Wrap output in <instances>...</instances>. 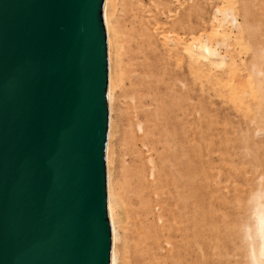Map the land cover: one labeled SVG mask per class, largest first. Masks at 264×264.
I'll return each instance as SVG.
<instances>
[{
	"label": "bare ground",
	"instance_id": "bare-ground-1",
	"mask_svg": "<svg viewBox=\"0 0 264 264\" xmlns=\"http://www.w3.org/2000/svg\"><path fill=\"white\" fill-rule=\"evenodd\" d=\"M186 1L104 0L109 107L105 160L107 209L112 232L111 264L207 263L210 250L206 235L207 216L211 213L206 209L205 184L209 178H206L205 167L210 163L205 165L208 158H204L203 120L199 115L197 127L195 123L194 128L189 127L192 118L191 102L188 103L192 85L190 76L193 74V80L202 86L206 80L212 88L217 87L221 97L223 84L224 88L228 84L231 98L242 104V101H249V97L258 95L261 98L264 88L263 80L259 79L264 76L255 67L264 56L261 52L260 57V50L256 51V48L253 57L259 60L256 65L254 62L246 80L238 73L241 68L238 69L236 51L230 53L223 68L225 72H221H227L226 82L213 73L217 70H213V63L221 56L218 43L214 41L220 35L226 38L237 19L232 16L228 21V9L219 8L216 14L221 19L216 17L217 23L213 19L216 24L211 23V31L207 32L205 24L206 28H201V24L199 27L192 25ZM259 24L247 27L254 43L264 35ZM237 27L240 32L241 25ZM220 59L216 62L220 63L223 60ZM259 97L257 105L263 106L264 100L262 104ZM248 151L243 152L249 154ZM260 151H264L263 148ZM253 156L255 162L256 159L259 161ZM261 181L260 189L252 192L249 202L246 201L252 206V225L242 229V233L239 223L236 228V224L226 229L223 226L226 233H222L228 238L243 237L241 239L248 244L244 243V246L248 247L250 264H264V182ZM212 195L215 198V194ZM213 205L209 207V212H213L211 216L215 213ZM209 224L214 232L213 238H209L210 241L213 239L210 247L220 249L223 237L219 226L214 221ZM240 248L237 251H242Z\"/></svg>",
	"mask_w": 264,
	"mask_h": 264
},
{
	"label": "water",
	"instance_id": "water-1",
	"mask_svg": "<svg viewBox=\"0 0 264 264\" xmlns=\"http://www.w3.org/2000/svg\"><path fill=\"white\" fill-rule=\"evenodd\" d=\"M104 0H0V264H111Z\"/></svg>",
	"mask_w": 264,
	"mask_h": 264
},
{
	"label": "rangeland",
	"instance_id": "rangeland-1",
	"mask_svg": "<svg viewBox=\"0 0 264 264\" xmlns=\"http://www.w3.org/2000/svg\"><path fill=\"white\" fill-rule=\"evenodd\" d=\"M186 2H187V6H189V9H190L189 12L191 14L189 13V16L191 15L190 19L192 20V25L194 27L196 26L199 27L198 24H201L202 25L201 28H204L205 27L204 24H205L207 25L206 26L207 32L211 31V27L215 22L217 23L216 17L221 19L220 15L218 13L216 14L217 9L219 8L228 9L230 13V15H228L229 17L228 21L232 18V16L236 17L237 23L232 24V27H231L232 30L229 33H226L227 35L226 38L220 35L216 37L215 41L213 39L214 43L215 42L218 43L217 45L219 47L218 49L221 51V56L223 55V58H221V56L220 58L223 60L221 61L220 58H217V59H220L221 61L220 63H217L216 62L217 59L215 58L216 59L215 62L217 64L215 62L213 63L214 65V67L212 66L213 70L214 69H217V70L222 69V70L219 72L217 70H214V71L212 70V71L213 73L217 74L219 78L220 77L223 78L221 81H225L224 78L225 79L228 78L227 76L228 74L227 72L225 73L226 75L222 74L225 72L223 68L225 69V66L229 60L230 53L233 51H236L238 69L239 67L241 68L239 69L240 72L238 73L239 74L241 73L240 75L243 78V80H246L248 73L251 72L250 70L252 69L254 62L256 65V62L259 60L258 58L256 61L253 57L254 49L256 48L255 49L256 51L260 50L259 52L260 57H261V52H262V55L264 56V35L263 36L261 35L260 37L261 39L255 40L256 43H254V41L250 38V35H249L250 31L247 28L248 26L251 28H253L254 26H257V22H258L260 23L259 27L260 26L262 27V28L260 27L262 32L264 31V28H263L264 27V18H263L264 17V0H187ZM200 18L202 20H199ZM213 19H215L214 20L215 22L212 21ZM203 20L205 21V23L203 22ZM237 25H241L242 27L240 32L238 31ZM259 61L255 67H257L256 69H260L262 75L264 76V59L260 58ZM222 63L224 64V66ZM218 73H221V74H218ZM191 76H190V84L192 85L189 84L190 85V93H189L190 99L188 100V103L189 102L192 103V104L189 103V112L191 113L190 115L192 116V118L189 117L190 118L189 127L191 125L193 128L194 126L197 127V125L199 124V121L203 120V122L201 121L202 122L201 129H202V132L204 131L203 132V141L205 143L203 144L205 145L204 146V155H205L204 158L205 159L208 158L205 161V165H207L208 163L211 164V165L208 164L205 167L206 174H207L206 178L207 179L209 178L210 180V181L207 180L208 182L206 181L207 184H205V193L207 197V208L206 209L208 213L213 214V212H209L210 204L212 205L214 204L213 206L215 208L214 215L211 216V214H208L207 216L208 226L206 230V235H207V241L209 243L208 249L210 250H208L207 252V256L209 257L207 258L206 264H250L248 247L246 248L244 246V243L247 246L248 244L246 241L244 242V239H241L243 237L241 236L240 238L239 237L228 238L226 237L227 236L226 234L225 235L226 238H225L224 234L222 233L228 226L231 228V227H234V225L236 224L234 227L236 228L237 223H239L240 226L242 227L241 233H242V229L245 230L246 226L252 225V217H251L252 206L248 202L251 198V195H253V193H255L258 188L260 189L259 185H260L261 180L259 179L260 178L262 179V177L264 176V159H263L264 151H260L262 150V148L264 150V123H262L264 122L263 120L264 119V107H263L264 106L263 104L264 103L263 101L264 100V97H263L264 88L262 87L263 91H261L262 92L261 94L263 96L260 95L261 98L258 95L249 97L248 98L249 101H246V100L242 101L244 103L242 104L241 101H237L236 99H233V97L231 98L230 96L231 92H229L230 90H228L229 86L227 87L228 84L225 86V88L223 84L222 88H223L224 95L222 94V97H221L220 94L218 95L219 89L217 87L212 88L210 84L206 82V80L203 83L204 86H202L200 85L201 84L200 82L197 83V80L195 79L193 80L194 76L192 77ZM259 77L261 76L259 75ZM259 79L260 81L263 80L264 82V77H261ZM207 84H208V87H207ZM263 85L264 84H262V86ZM216 93L217 95H215ZM223 97H226V98H223ZM258 97L261 99L259 100L260 102L263 101V103L261 102L263 106H261V104L259 103L260 105L259 104L258 105L260 107H257ZM197 98L198 100H200L199 103L197 101ZM232 100H235V102L234 101L232 102ZM202 102L204 104H202ZM195 103L200 104L202 108L198 104L195 106L194 105ZM234 103L235 104L237 103V105H235ZM190 104H191V107H190ZM245 104L246 105L248 104L250 109H247L248 106H246ZM199 107L201 108V110H203L202 112L200 111ZM242 107L244 108V110ZM245 108L249 111H247ZM239 109L242 110L241 112L244 111L243 112L244 115L243 113L240 112ZM251 109H252V112L250 111ZM256 109H257V112H256ZM258 109L260 110V112H258ZM191 110L193 113L191 112ZM254 111L256 112L255 115L257 116L254 115L255 113ZM245 112L248 113V115ZM198 115H199L200 120L198 118ZM209 117H211V119ZM204 120L206 121L204 122ZM210 120H212L211 123H210ZM193 123H195L194 126H193ZM248 149L250 151H248L249 154L245 153L247 155L246 156L244 152L245 150H248ZM226 151H227V154L225 156L224 153ZM253 151H258V153L253 152ZM250 152H253V155L257 156L259 161H257L256 159V162H255L256 157L253 159L254 156L251 155ZM221 155L222 156L224 155V156L221 157ZM248 155L251 158H247L249 157ZM242 162H243V165L241 164ZM249 162L253 167L249 164ZM232 165H235L236 170L234 169V166L232 167ZM211 166L213 167L209 168ZM255 167H257L258 169L256 170ZM252 168H254V170ZM256 181L259 183H256ZM261 182L263 183L264 180H262ZM208 184H209V187H208ZM207 187L209 188L208 190H207ZM263 187H264V183H263ZM207 191H209V193ZM212 194H215L214 195L215 198H213ZM210 198L213 199V202ZM240 200L243 202L244 206L242 202L240 203ZM209 216L212 217L213 220L210 219ZM211 220L214 221V223H216L217 226H219L218 230L221 233V238L223 237L221 239L222 247H220V249L219 248L215 249L213 246L210 247V243L213 242V239H211L210 241L209 238L210 237L213 238L212 233H214L212 232V229L209 227L210 225L209 223L212 222ZM223 226H225V229ZM229 232L231 233V231ZM222 248L225 251L221 250ZM239 248L242 251H237ZM218 249L220 251L219 254H218L219 251L217 252ZM226 251H228L227 255L225 254Z\"/></svg>",
	"mask_w": 264,
	"mask_h": 264
}]
</instances>
